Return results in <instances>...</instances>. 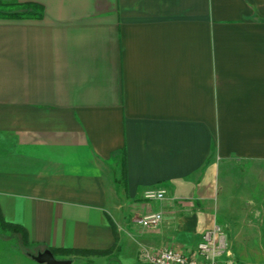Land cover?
Returning <instances> with one entry per match:
<instances>
[{"label": "crops", "instance_id": "0c3cea01", "mask_svg": "<svg viewBox=\"0 0 264 264\" xmlns=\"http://www.w3.org/2000/svg\"><path fill=\"white\" fill-rule=\"evenodd\" d=\"M17 1L43 13L0 19V211L29 244L0 264L189 256L220 225L221 165L264 161V0Z\"/></svg>", "mask_w": 264, "mask_h": 264}, {"label": "rangeland", "instance_id": "374dc122", "mask_svg": "<svg viewBox=\"0 0 264 264\" xmlns=\"http://www.w3.org/2000/svg\"><path fill=\"white\" fill-rule=\"evenodd\" d=\"M221 166L215 206L218 223L225 227L228 245L241 264H262L264 161L231 159ZM20 243L22 244L20 236L0 228V250L3 247L18 246Z\"/></svg>", "mask_w": 264, "mask_h": 264}, {"label": "built area", "instance_id": "2783aa9c", "mask_svg": "<svg viewBox=\"0 0 264 264\" xmlns=\"http://www.w3.org/2000/svg\"><path fill=\"white\" fill-rule=\"evenodd\" d=\"M166 196V190L152 188L143 192L142 199L161 202ZM161 222L160 212L148 214L137 220L143 229L149 231L155 230ZM229 249L225 227L215 225L202 234L196 250L189 256L171 249L156 251L144 249L140 252L139 258L144 264H235L230 259Z\"/></svg>", "mask_w": 264, "mask_h": 264}, {"label": "trees", "instance_id": "16d2710c", "mask_svg": "<svg viewBox=\"0 0 264 264\" xmlns=\"http://www.w3.org/2000/svg\"><path fill=\"white\" fill-rule=\"evenodd\" d=\"M42 6L36 3L19 2L17 0H0V19L2 20H27V19H40L42 17ZM0 228L5 231H10L14 235L21 237L23 246H27L28 233L27 230L17 224H11L4 220L0 211ZM54 255H67V256H90L94 254H102L105 252L96 251H80L73 249H54L49 250Z\"/></svg>", "mask_w": 264, "mask_h": 264}, {"label": "water", "instance_id": "95a60500", "mask_svg": "<svg viewBox=\"0 0 264 264\" xmlns=\"http://www.w3.org/2000/svg\"><path fill=\"white\" fill-rule=\"evenodd\" d=\"M31 258L38 264H71L70 260H57L49 250L31 256Z\"/></svg>", "mask_w": 264, "mask_h": 264}]
</instances>
